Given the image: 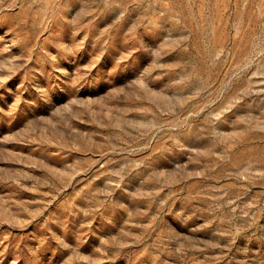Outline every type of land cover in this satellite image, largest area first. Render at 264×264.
I'll use <instances>...</instances> for the list:
<instances>
[{"label": "rangeland", "instance_id": "1", "mask_svg": "<svg viewBox=\"0 0 264 264\" xmlns=\"http://www.w3.org/2000/svg\"><path fill=\"white\" fill-rule=\"evenodd\" d=\"M0 264H264V0H0Z\"/></svg>", "mask_w": 264, "mask_h": 264}]
</instances>
